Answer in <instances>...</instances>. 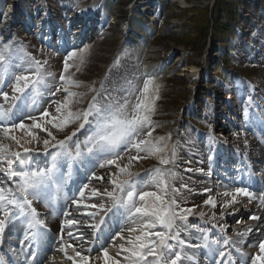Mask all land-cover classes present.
Segmentation results:
<instances>
[{
  "label": "snow or ice",
  "instance_id": "obj_1",
  "mask_svg": "<svg viewBox=\"0 0 264 264\" xmlns=\"http://www.w3.org/2000/svg\"><path fill=\"white\" fill-rule=\"evenodd\" d=\"M88 51L85 47L67 53L63 72L59 76L62 91L66 95L63 101L53 102L56 104L55 114L44 109L38 119L31 114L38 107V98H42L45 93L54 96L61 91V87H57L56 92L51 91L48 81L52 73L46 72L44 68L47 61L42 64L22 47L16 48L10 43L0 44V172L4 173L8 181H12L9 185L0 178V243L3 242L8 225L17 222L26 225L28 231L25 239L39 242L45 238L46 222L33 206L34 201L51 208L61 194L65 200L69 199L65 189L73 179L74 165L83 168V174L89 181L105 180V177L96 175L97 167L103 169L115 166L107 177V182L112 186L111 191L105 189L101 192L96 188L90 190V197H107L110 206L106 207L104 202L84 205L95 210L87 213L91 217L88 226L92 229V242L100 244L104 264H122L120 259L110 257L108 248L104 246L105 241L115 242L117 238L121 241L119 249L125 254L123 264H200L197 253L189 251L196 249L209 258L210 264H221V261L214 259L217 249L213 244H220L219 240L209 241L207 235H202L201 243L193 244L181 238L182 232L191 237L193 230L200 233L204 230L198 225L189 224L188 217L193 214V210L182 208L176 198L179 189L173 181L177 173L168 167L175 164L176 145L168 143L170 135H153L158 125L152 117L156 111V102L160 99V85L156 78L144 74L141 85L138 83L139 77L133 75L113 89V93L121 95L110 94L106 81L112 69L120 66L121 56L118 55L100 82L99 90L89 86V91L95 94L91 96L87 108L72 109L74 98L81 94L71 89L81 87L82 84L73 78L74 74L69 69L74 67L77 72L80 71ZM5 88H10L11 94ZM243 114L247 120V106ZM25 119L31 120V125L25 124ZM73 125L74 129L63 139H57L47 127L64 132ZM36 129L47 133V138L42 141V164L33 155L34 149L24 146L33 142L40 143L34 131ZM17 130H21L24 136L18 138L15 135ZM77 133L83 135L84 139L81 140ZM132 152L135 155H131ZM125 155L127 163L122 164ZM146 158L156 159L159 166L141 177L131 169L134 162ZM149 187L155 190L146 191ZM86 189H89V183L74 187L71 197L74 205L79 206L83 202ZM234 192L249 200L259 199L264 204V193L257 197L248 186L236 187ZM224 195H231V203L236 202V196L232 193L225 192ZM205 203L216 207L212 200ZM225 203L227 205L229 202ZM109 213H112L110 217ZM64 215L68 216L69 213L65 212ZM105 217L113 221L111 227ZM64 223L71 226L78 221L66 219ZM117 225L119 229L113 234ZM68 234L72 236L71 232ZM228 243L227 239L223 240V244ZM60 251L67 255L63 247ZM73 251L79 257V264H88V256L81 255L75 248ZM218 255L224 257L225 253L218 251ZM67 258L76 264L73 257ZM228 260L229 264H237L231 255ZM249 260L251 264H264V240L259 242V253L251 257L242 255L239 264H248ZM0 264L9 262L0 258Z\"/></svg>",
  "mask_w": 264,
  "mask_h": 264
},
{
  "label": "rangeland",
  "instance_id": "obj_2",
  "mask_svg": "<svg viewBox=\"0 0 264 264\" xmlns=\"http://www.w3.org/2000/svg\"><path fill=\"white\" fill-rule=\"evenodd\" d=\"M129 1L130 0H119V8L122 9L120 5L122 6ZM161 1L162 5H165L163 11L165 14L163 13L162 16L164 18L162 26L160 29L157 28L159 32L150 40V45L143 53L141 50L137 51L135 48H132V50L124 49L125 54L121 55L120 66L118 68H113L111 71L114 72V80L122 83L121 79L131 78L135 75L139 77L138 83L142 85V71L146 68L145 64L154 68L159 61L161 64L165 63V66L169 67V69L162 77L156 78V82L160 85V99L156 102V111L152 117L153 121L158 125L153 135L165 137L170 135L171 140L168 143L173 145L175 127H177L176 129L184 127L181 140L182 143L187 145L191 141H195L196 146L199 147L197 150L199 151L200 157L199 161H197L195 151L191 152L181 147V149H183L182 152L176 149L177 156L174 167L177 166L176 169H180L181 171L185 169L188 166L187 163L181 164L179 160L183 161V158H186V161L191 160V162L193 161V163L190 162L192 165H197L202 169L198 174H206L211 167L209 165V156L211 155L210 149L213 150V148H218L221 143H228L229 147L226 148V151H229V159L231 160V163L228 165L245 168L248 159H240V156H242L241 153L248 154L243 148V140H246L245 148L248 150L247 143L251 140L249 138H252L249 134L252 133V135H257L258 138H260V144L256 146L257 150L262 152L264 146V137L257 128V126L260 125L264 127V0H216L217 2L213 6L214 8H212L214 15H210V11L209 14L206 15V11L208 13V9L210 10L209 2L206 0L199 2L195 0H185L186 3H183L184 0ZM124 15L125 11H122L120 16ZM146 16H149V14ZM213 17H215L216 20H212ZM151 19L154 20V17L152 16ZM140 21L143 23L142 20ZM230 24L237 26L240 32L238 35H234L235 32ZM157 25H159V22ZM212 27H215V30H211L213 29ZM117 28L116 26L110 28V30L100 37L89 40L85 46L89 50L85 64L80 67V71L78 72L74 67L69 69V72L74 74L73 78L80 81L82 84L81 87H73L71 89L81 94L74 98L75 102L72 105L73 110L86 108L89 99L95 94L89 91V86H94L96 89H99L97 86L100 79L113 64L110 65V62L116 55L123 38H125ZM207 29H210V31H206ZM231 30L232 34H229L228 39L225 40V36L228 34L225 33L227 31L231 32ZM206 32L208 33L207 37H205ZM28 37L29 36H27V38ZM31 37L34 39L33 36ZM4 40L5 39H2V35L0 34V44L9 43V41L5 42ZM28 42L31 48L37 50L34 52H36L38 58L40 57L43 59L45 55L47 56L50 62L49 66L48 63H46L49 67L48 70H55L57 73L61 69L60 55L54 54L50 50L46 52L43 46L37 42L32 40H28ZM19 43L21 44V41H19ZM203 43H205V45L202 47ZM235 43L237 45L236 47ZM132 45L133 44L130 42L126 43L128 48ZM24 50L32 53L28 46L25 47ZM223 56L227 57L228 62H231L226 68L220 61L223 59ZM234 57L238 60L234 59ZM61 66L63 67V64ZM223 67L225 68V72L221 74V70L224 69ZM62 71L63 70H61L60 73H62ZM223 75H225L227 81L222 79ZM121 83L114 84L112 81L109 82V93L121 95L120 93H113V89H111L112 87L115 88L119 86ZM193 90H196L195 96L192 101H189L190 94L194 93ZM65 95L66 94L62 91L61 97L58 96L57 100L55 99L54 101H63ZM249 97H251V103H249ZM51 106L50 113L55 114L56 104L53 103ZM231 106L233 107L231 108ZM245 106L249 108V118L243 123L245 118L243 110ZM202 113L205 115L203 121L205 126L201 131L193 134L189 131L187 126L191 125V129H196V124L192 119L196 117V115L199 117L202 116ZM240 121L242 122L241 124H239ZM258 122H260L259 125ZM47 127L53 132V135H55L57 139H60L71 132L75 126H69L64 132L52 129L51 126ZM34 131L40 143L37 144L33 142L30 145L25 144V147H40L42 146L43 139L47 138L46 132L39 129ZM15 135L21 138L24 136V133L21 130H17ZM248 135L249 140L246 139ZM211 141H214V143H211ZM5 142L10 143V141ZM254 149H251V151ZM33 155L37 160V152H33ZM131 155H135V152H132ZM252 155H257V157H259L258 152H253ZM39 161L41 160L39 159ZM121 163H127V155H125ZM158 166L159 163L156 159L146 158L134 162L131 170L135 173L143 174L144 171L147 173L152 168ZM114 167L115 166H111L110 168L103 169L97 167L95 169L96 175L105 177V180H88L90 183L89 189L85 190V198H91L93 203L101 202L103 199L101 197H90V190L96 188L103 192L105 187L112 189V186L107 182V177L114 170ZM182 172L190 176L189 188L187 189L190 194L189 198H191L188 202L189 206L190 208L195 206V209L198 208L199 211V207H201L208 196L206 193L209 190V186H218V184L208 183L207 179H205L206 177L198 180L196 176L197 173L191 168L183 170ZM229 172L231 174V171ZM228 173L223 171L225 177L229 176L227 175ZM140 176L143 177L144 175ZM0 178L5 180L3 172H0ZM209 180L212 179L209 177ZM82 181H86L85 178ZM145 190L154 191L155 189L149 187ZM212 190L213 187L211 188V191ZM214 191H216V189ZM230 192L234 195V190ZM237 195L236 200L239 198V194ZM229 199L230 200H225L224 203L217 206L216 202L218 203V200L215 197H211L210 200L215 202L216 207L214 208L210 203V205L204 206V208L200 210L202 213L212 214V217L208 215L209 217H206V219L198 212L197 215H195V209H192L193 214L190 216L194 217L188 221L189 224L198 225L200 229L204 230L203 233L198 232L199 235L195 237L207 235L209 241L219 240L217 237L219 227L217 226L221 221H214L213 215L222 212V208L226 205V201L230 202L228 203L229 205H233V203H231L232 196H230ZM248 199L247 197V200ZM105 200H108L107 197ZM186 202L185 200L179 199V203L182 206L187 205ZM90 203L92 204V202ZM259 203L260 202H258V205H261V203ZM39 204L40 203L36 202L38 208H40ZM70 204L71 201L68 199H64L61 204L60 211L63 214L65 212L69 213L66 219H74L78 221V224L88 225L90 223L88 222L89 218L91 217L87 218V213L95 210L84 206L89 204L86 199H84L79 206L74 205L73 209H71L72 205ZM192 204L194 206H192ZM229 205L227 208H232ZM82 207L84 208L81 209ZM248 216L250 215L246 217ZM40 218L45 220L46 226L52 224L53 227L55 226L56 228L57 224L60 222L61 216L57 215L55 212H51L50 208H46L44 210L40 209ZM66 219L62 218V222L64 223ZM201 220H203V222H201ZM239 222L237 223L239 224ZM21 224L20 222L12 224L14 226L12 231H16L17 234ZM213 225H215V227H213ZM86 228L88 231H82L81 234L84 237L78 239L77 242L80 243L81 240H87L86 245L88 246V241L92 238V229L90 227ZM16 234L12 237L15 240ZM125 235H127V233H125ZM188 237V233H181V238L189 240ZM117 239L119 240V238ZM117 239L115 242H110L111 244L108 245L107 248L109 256L114 259H120L123 264V256L125 254L117 251L121 243V241H117ZM262 240H264V228H262L261 239L252 244V246L255 245L252 255L259 253V242ZM198 243H201V241ZM221 243H223V240H221ZM217 245L218 244H213V247L216 249L218 248L219 251ZM114 249L116 251H114ZM244 249L245 251L243 250V252H245L246 255L249 254L247 249ZM113 252H119L120 255L117 256V253L113 254ZM92 256L93 258L91 257L88 261L89 264H104L101 249L95 251ZM88 257L90 256L88 255ZM97 257H99V259H97ZM248 263L251 264V261Z\"/></svg>",
  "mask_w": 264,
  "mask_h": 264
},
{
  "label": "bare ground",
  "instance_id": "obj_3",
  "mask_svg": "<svg viewBox=\"0 0 264 264\" xmlns=\"http://www.w3.org/2000/svg\"><path fill=\"white\" fill-rule=\"evenodd\" d=\"M39 1H41V0H39ZM42 1L45 2V0H42ZM67 1H69L70 4L75 5V2L73 0H67ZM195 1L199 2V1H205V0H195ZM206 1L209 2V0H206ZM183 3H186V1L184 0ZM66 6H69V5L66 4L63 9H65ZM47 8L50 9L51 12L53 13L56 11V8H58V7H56L55 5L52 6L47 2ZM6 9H7L6 13L9 14V10H8L9 8H6ZM144 9H146V8H144ZM72 14L73 13H71V15ZM91 16H92V18L98 20L97 11H93ZM124 18H126V17H124ZM72 19L74 20L73 22L77 21L76 16H72ZM154 19H155V17H154ZM10 23L12 25H14L13 19H10ZM72 24H74V23H72ZM85 24H88L87 18H86V16H82L81 17V25H78L77 28L85 27ZM86 29H87V26H86ZM84 31H86V30L84 29ZM73 33L75 34V36L78 40H82V38L84 36H85L84 38L86 39L87 36L89 34H91V33H88L87 31H86V33L81 32L78 29L76 31H73ZM191 66H194V65H191ZM247 145H248V151L249 150L251 151V149H254V147H252V146H255V144L251 140L248 141ZM225 147H226L225 144L221 145V148L219 149V152H217L216 157H215L216 166L218 165L217 169H215V171L209 175V177L212 179V180H209V183L218 184V186H215V188L210 193L211 197H215L218 200V203L216 202L217 206L219 204L224 203L225 200H230L229 197L231 195L225 196L224 195L225 192H230V191L234 190V189H231L232 187H231L230 181L234 180L235 178H229L228 177L226 179L221 180L222 178L220 176L221 170L219 168L222 166V163H220V156L224 155ZM252 159H256V158L252 157ZM251 163H253V164H251ZM248 164H249V166H248V168L246 167L245 170H243L242 168H239L237 170L240 173V176L242 178L241 180L243 181V182H240V184H241V186H252L249 188L252 190V192H254L256 194L257 197H259L260 193H264V186L262 188L261 183H260V178L264 179V176L260 177V174L257 173V170H258L257 169V167H258L257 162L254 163V161L250 160V161H248ZM231 169L233 170V173L236 172L234 167L231 166ZM247 172L249 173L248 174V176H249L248 182L246 180H244ZM215 189H216V191H214ZM234 195L236 196L237 194H235V192H234ZM237 197H238V195H237ZM241 197H242V195H239L238 200H236V202L233 203V205L227 204V205L223 206V208H222L223 209L221 212L222 217L220 218V220H221L222 226L224 228L223 233H224L225 237L224 236L222 237L223 234L221 235L220 233H218L217 237L219 240H222V238H225L229 241V243L226 245L223 243L217 245V246H220V251H224V253H225L224 257H220L218 254L216 256H214V259L221 261V264H229V260H228L229 255H231V257L234 260H236L237 264H239V259L241 258V256L242 255L246 256V254L241 251L242 247L246 248L247 252H249L248 255L252 256L253 248L255 247V245L252 246L253 242H256L257 240L261 239L260 237L262 234V230H260V228L262 227V223L264 222V217H263L264 206H263V204L258 205V202H260L259 199H254V200H251V202L246 203ZM228 205L232 208L228 209L227 208ZM235 212H236V214H235ZM247 215H250V216L246 217ZM251 215H253V216H251ZM251 217H258V219H252ZM235 221H237V222L240 221V222L238 224ZM78 228H80L78 225H76V224L72 225L71 231L74 233H77L79 231ZM256 229H258V230H257V232L254 233V235H253L254 238L250 239V241L245 243V242H243V240H241V237L245 236L246 233L252 232ZM249 230H251V231H249ZM13 233H15V231L11 232L10 230L9 231L5 230L6 243H7L8 239L14 241V239L11 238ZM43 242H44V239L41 240L42 245H43ZM26 243L30 244L29 240ZM81 247L85 248V245L82 243ZM9 249L11 251H13L14 247L13 248L10 247ZM237 249H239V251H237ZM199 251L200 250L196 249L194 252L197 253V259L199 260L200 264H210L209 258L205 257L204 254L201 251L200 252ZM66 253H67V255H65V252H57V254L55 255L56 259L61 263L68 264L67 261L69 259L67 257L72 256V255H70V253H68L67 251H66Z\"/></svg>",
  "mask_w": 264,
  "mask_h": 264
},
{
  "label": "trees",
  "instance_id": "obj_4",
  "mask_svg": "<svg viewBox=\"0 0 264 264\" xmlns=\"http://www.w3.org/2000/svg\"><path fill=\"white\" fill-rule=\"evenodd\" d=\"M216 2H217V1H216ZM213 8H214V7H213ZM209 11H210L209 9H208V13H207V11H206V15L209 14ZM210 15H214L213 9L210 11ZM212 20H216L215 17H213ZM213 22H214V21H213ZM230 25L232 26V29H233V25H232V24H230ZM212 28H213L212 30H215V27H212ZM206 31H210V29H207ZM215 32H216V31H215ZM227 33H228V34H227ZM215 34H216V33H215ZM225 34H227V35L225 36V40H226V39L228 38V35H229V34H232V30H231V32L227 31ZM207 35H208V33L206 32L205 37H207ZM204 45H205V43L202 44V47H203Z\"/></svg>",
  "mask_w": 264,
  "mask_h": 264
}]
</instances>
